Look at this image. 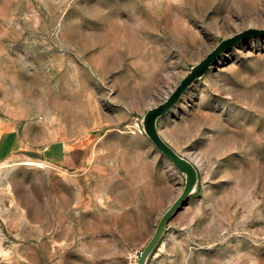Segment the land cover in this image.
Segmentation results:
<instances>
[{"label": "rangeland", "instance_id": "obj_1", "mask_svg": "<svg viewBox=\"0 0 264 264\" xmlns=\"http://www.w3.org/2000/svg\"><path fill=\"white\" fill-rule=\"evenodd\" d=\"M264 0H0V264H134L184 175L142 117ZM199 168L148 264H264V37L216 58L159 120ZM64 143L70 166L43 159ZM31 161V162H30Z\"/></svg>", "mask_w": 264, "mask_h": 264}, {"label": "water", "instance_id": "obj_2", "mask_svg": "<svg viewBox=\"0 0 264 264\" xmlns=\"http://www.w3.org/2000/svg\"><path fill=\"white\" fill-rule=\"evenodd\" d=\"M249 37H264V28L249 27L233 36L221 39L219 44L208 52L204 58L191 66L190 70L182 77L180 82L165 100L149 108L142 117L141 122L145 134L153 142L155 147L184 175V186L177 198L161 215L152 236L141 250L136 264L149 263L151 255L161 243L164 234L169 228L170 219L176 214L182 204L196 192L200 177L198 166L179 153L162 136L159 130V120L172 110L188 88L208 73L217 57L233 48L240 41Z\"/></svg>", "mask_w": 264, "mask_h": 264}, {"label": "crops", "instance_id": "obj_3", "mask_svg": "<svg viewBox=\"0 0 264 264\" xmlns=\"http://www.w3.org/2000/svg\"><path fill=\"white\" fill-rule=\"evenodd\" d=\"M23 150V141L15 129L0 131V163L10 159ZM43 159L55 163H62L70 166V162L81 161V151L79 149H67L64 143H52L42 151ZM70 161V162H69Z\"/></svg>", "mask_w": 264, "mask_h": 264}, {"label": "built area", "instance_id": "obj_4", "mask_svg": "<svg viewBox=\"0 0 264 264\" xmlns=\"http://www.w3.org/2000/svg\"><path fill=\"white\" fill-rule=\"evenodd\" d=\"M140 252H141V251H140ZM138 257H139V255L137 254L136 257H135V263H134V264L137 263Z\"/></svg>", "mask_w": 264, "mask_h": 264}, {"label": "bare ground", "instance_id": "obj_5", "mask_svg": "<svg viewBox=\"0 0 264 264\" xmlns=\"http://www.w3.org/2000/svg\"><path fill=\"white\" fill-rule=\"evenodd\" d=\"M31 162V161H30Z\"/></svg>", "mask_w": 264, "mask_h": 264}, {"label": "trees", "instance_id": "obj_6", "mask_svg": "<svg viewBox=\"0 0 264 264\" xmlns=\"http://www.w3.org/2000/svg\"><path fill=\"white\" fill-rule=\"evenodd\" d=\"M160 245V244H159Z\"/></svg>", "mask_w": 264, "mask_h": 264}]
</instances>
